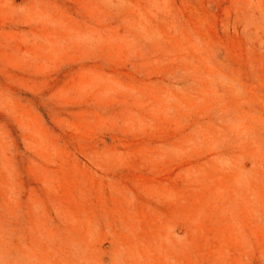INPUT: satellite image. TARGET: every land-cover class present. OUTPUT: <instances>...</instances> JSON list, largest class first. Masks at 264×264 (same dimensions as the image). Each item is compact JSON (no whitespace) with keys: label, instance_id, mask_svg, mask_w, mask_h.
Wrapping results in <instances>:
<instances>
[{"label":"rangeland","instance_id":"374dc122","mask_svg":"<svg viewBox=\"0 0 264 264\" xmlns=\"http://www.w3.org/2000/svg\"><path fill=\"white\" fill-rule=\"evenodd\" d=\"M0 264H264V0H0Z\"/></svg>","mask_w":264,"mask_h":264}]
</instances>
